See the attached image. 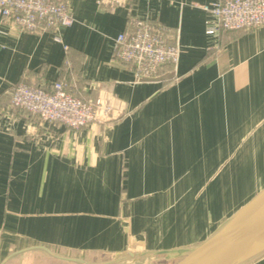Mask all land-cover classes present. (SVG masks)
<instances>
[{
	"label": "crops",
	"instance_id": "0c3cea01",
	"mask_svg": "<svg viewBox=\"0 0 264 264\" xmlns=\"http://www.w3.org/2000/svg\"><path fill=\"white\" fill-rule=\"evenodd\" d=\"M63 1L62 43L0 24V264H175L264 188V24L208 33L217 0ZM130 15L164 28L176 65L135 79L114 56ZM60 78L100 100L97 122L9 107L17 83Z\"/></svg>",
	"mask_w": 264,
	"mask_h": 264
},
{
	"label": "built area",
	"instance_id": "2783aa9c",
	"mask_svg": "<svg viewBox=\"0 0 264 264\" xmlns=\"http://www.w3.org/2000/svg\"><path fill=\"white\" fill-rule=\"evenodd\" d=\"M123 0H100V4L118 5ZM216 19L217 29H251L264 24V0H217L206 7ZM74 22L63 0H0V24L13 29L42 34L50 32L53 40L62 43L61 30ZM127 31L114 40V56L125 63L136 80L156 77L163 65H176L180 50L177 43L168 41L164 28L149 16L130 15ZM67 50V46H63ZM68 66V61H65ZM9 95L11 109L33 116L39 122H52L71 129L98 121L100 100H83L67 88L60 78L51 88L19 82ZM11 120V119H10Z\"/></svg>",
	"mask_w": 264,
	"mask_h": 264
},
{
	"label": "water",
	"instance_id": "95a60500",
	"mask_svg": "<svg viewBox=\"0 0 264 264\" xmlns=\"http://www.w3.org/2000/svg\"><path fill=\"white\" fill-rule=\"evenodd\" d=\"M175 264H247L264 253V188Z\"/></svg>",
	"mask_w": 264,
	"mask_h": 264
},
{
	"label": "rangeland",
	"instance_id": "374dc122",
	"mask_svg": "<svg viewBox=\"0 0 264 264\" xmlns=\"http://www.w3.org/2000/svg\"><path fill=\"white\" fill-rule=\"evenodd\" d=\"M127 256L128 255H120L112 259H108L107 262H111V264H173L174 262V261L164 262L161 258H148V257H144V258L140 257L139 259L129 261ZM44 264H56V263H53L51 261L50 262L46 261Z\"/></svg>",
	"mask_w": 264,
	"mask_h": 264
}]
</instances>
